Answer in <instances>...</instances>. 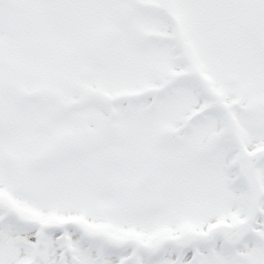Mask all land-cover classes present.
Masks as SVG:
<instances>
[{
	"label": "snow or ice",
	"instance_id": "snow-or-ice-1",
	"mask_svg": "<svg viewBox=\"0 0 264 264\" xmlns=\"http://www.w3.org/2000/svg\"><path fill=\"white\" fill-rule=\"evenodd\" d=\"M0 264H264V0H0Z\"/></svg>",
	"mask_w": 264,
	"mask_h": 264
}]
</instances>
